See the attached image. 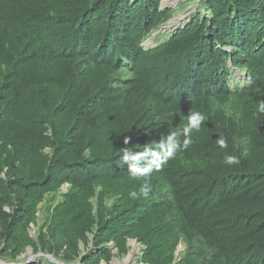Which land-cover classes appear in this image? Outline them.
<instances>
[{
    "label": "trees",
    "instance_id": "trees-1",
    "mask_svg": "<svg viewBox=\"0 0 264 264\" xmlns=\"http://www.w3.org/2000/svg\"><path fill=\"white\" fill-rule=\"evenodd\" d=\"M161 1L0 0L10 263H108L135 239L142 264H264V0H197L145 47Z\"/></svg>",
    "mask_w": 264,
    "mask_h": 264
},
{
    "label": "rangeland",
    "instance_id": "rangeland-1",
    "mask_svg": "<svg viewBox=\"0 0 264 264\" xmlns=\"http://www.w3.org/2000/svg\"><path fill=\"white\" fill-rule=\"evenodd\" d=\"M163 1L164 0L161 1L162 8L163 7L173 8L174 10L173 14L168 21L163 23L160 26V28L153 30L151 32L152 34L143 41V45L145 47L156 45L157 43H159L161 37L164 36L163 35L164 32L166 33V32L172 31V29H174L175 27L183 23L186 20L189 13L195 9L196 3H197L196 2L197 0H170L166 4H164ZM189 1H191L190 4H185ZM66 189H67V185H63L58 192L48 193L45 195L44 199L39 204V210L37 212L38 225L31 224L28 228L29 234L32 237L36 238L39 225L45 220V218L48 215L49 210L57 203V201L60 199V194L66 191ZM3 241L4 240L1 238V235H0V250L2 252L1 255L6 256L5 253H7L8 251L5 250V247L3 246ZM179 246H182V248H184L183 243H181ZM127 247H128L127 252L121 255L117 254L116 249H113L112 259L108 263L102 262V264H142L139 261V255L141 253V248H142L141 245L138 242H136V240H128ZM82 248L83 246L81 245V249ZM182 248L180 247L179 250L177 249L179 253L182 251ZM1 255H0V264H7V262L9 264H12L10 263L9 260H7V258L5 259ZM42 256L45 258H50L51 260L55 261L50 254L42 252V251H33L32 248L28 246L16 258L17 261H15L13 264H21L23 261L32 262L36 258L42 257ZM55 262H57V264L61 263L58 261H55ZM73 262H74L73 264H81L79 259Z\"/></svg>",
    "mask_w": 264,
    "mask_h": 264
},
{
    "label": "clouds",
    "instance_id": "clouds-1",
    "mask_svg": "<svg viewBox=\"0 0 264 264\" xmlns=\"http://www.w3.org/2000/svg\"><path fill=\"white\" fill-rule=\"evenodd\" d=\"M227 162L228 163H235L236 162V159L234 158V157H229L228 159H227ZM133 240H135V239H133ZM180 245V244H179ZM179 245H178V247H179ZM178 247H177V249H178ZM177 249H176V251H177ZM184 248H182V250H183ZM176 256H178V255H176Z\"/></svg>",
    "mask_w": 264,
    "mask_h": 264
},
{
    "label": "bare ground",
    "instance_id": "bare-ground-1",
    "mask_svg": "<svg viewBox=\"0 0 264 264\" xmlns=\"http://www.w3.org/2000/svg\"><path fill=\"white\" fill-rule=\"evenodd\" d=\"M168 1H170V0H164L163 3L166 4ZM177 22H178V21H177ZM173 27H174V26H173ZM180 247L182 248V246H179V248H180ZM179 248H178V250H179ZM178 250H177L176 255H178V253H179Z\"/></svg>",
    "mask_w": 264,
    "mask_h": 264
},
{
    "label": "water",
    "instance_id": "water-1",
    "mask_svg": "<svg viewBox=\"0 0 264 264\" xmlns=\"http://www.w3.org/2000/svg\"><path fill=\"white\" fill-rule=\"evenodd\" d=\"M161 7H162V5H161ZM184 247V246H183ZM60 264H62V263H60Z\"/></svg>",
    "mask_w": 264,
    "mask_h": 264
}]
</instances>
